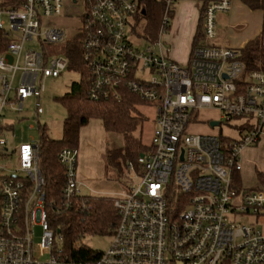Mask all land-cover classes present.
<instances>
[{
	"label": "built area",
	"instance_id": "1",
	"mask_svg": "<svg viewBox=\"0 0 264 264\" xmlns=\"http://www.w3.org/2000/svg\"><path fill=\"white\" fill-rule=\"evenodd\" d=\"M182 1L187 0H22L8 7L0 0V36L8 41L0 53V159L18 161L16 169L0 167V264H264V232L230 220H264V186L236 184L244 150L264 139V63L256 58L259 68L248 71L241 52L210 43L217 15L230 12L234 0H190L202 4V37L186 64L174 61L162 38ZM151 4L162 8L161 25L154 45L142 52L128 38L129 24L133 17H145ZM69 18L81 21L71 38L48 23ZM75 39L90 100L120 101L128 93L156 112L148 152L127 163L123 191L112 198L118 223L111 246L90 260L71 259L55 249L41 142L32 139L12 151L6 137L15 134L9 116L23 113L29 99L38 98L37 117L43 114L39 101L45 81L61 77L71 64L68 55L49 58L43 51L25 50L26 44L67 46ZM211 110L218 118L209 119V125H220H210V133L195 132L204 122L200 113ZM237 122V138L223 137L221 126L233 128ZM78 158L75 148L58 156L66 208L85 196ZM36 226L42 229L38 252ZM42 255L49 259L41 261Z\"/></svg>",
	"mask_w": 264,
	"mask_h": 264
},
{
	"label": "trees",
	"instance_id": "2",
	"mask_svg": "<svg viewBox=\"0 0 264 264\" xmlns=\"http://www.w3.org/2000/svg\"><path fill=\"white\" fill-rule=\"evenodd\" d=\"M7 0L6 6H19L22 0ZM252 10L264 9V0H242ZM154 8L158 5L151 4L146 11V18L156 28L152 38L157 36L161 25L160 15ZM202 9V8H201ZM202 11L199 27L194 37L192 49L202 37ZM8 41L0 36V53L7 49ZM191 49V51H192ZM70 57L71 71H78L85 77L81 82L73 83L70 93L61 97L59 101L67 109L68 116L64 122V135L62 140H53L47 136L46 128H41V168L45 180L44 192L47 195V211L51 229L55 235L63 236L65 247L64 254L71 259L90 260L95 253L85 247L78 246V240L84 235H111V230L118 223V214L114 208L112 198L84 196L69 201L70 207L66 208L67 201L63 195L65 184L64 169L58 161L59 153L65 148L78 149L81 129L93 119L101 120L105 130L109 133L123 137L124 145L115 149L109 148L106 152L105 161L112 177L120 184L123 183L125 166L129 161H136L139 156L148 152L149 147L144 145L141 139L134 136L139 125V118L133 114L137 111L136 106L141 102L133 95L126 94L122 100L92 101L87 96L88 79L87 71L82 63V49L79 39L68 43L65 50ZM264 63V42L257 39L247 45L241 51V59L248 71L256 70L259 65L255 59ZM144 104V103H143ZM239 175H236V184L240 185ZM259 187L264 186V173L257 172ZM257 187V188H259ZM254 188V189H257ZM55 202V205L52 203ZM82 204L87 206L84 208ZM63 209V210H62Z\"/></svg>",
	"mask_w": 264,
	"mask_h": 264
},
{
	"label": "rangeland",
	"instance_id": "3",
	"mask_svg": "<svg viewBox=\"0 0 264 264\" xmlns=\"http://www.w3.org/2000/svg\"><path fill=\"white\" fill-rule=\"evenodd\" d=\"M183 5L178 7L177 12L183 10ZM160 9V8H159ZM158 8H154V13L157 11L158 14L162 16V8L159 10ZM264 12V9H262ZM78 12V11H77ZM222 14V15H221ZM224 13H219L217 17L219 19L225 18ZM178 13L172 16L171 19V28L167 32L166 35L162 38L163 40V50H170L171 58L175 56L183 57L187 53V42L188 38L185 36L184 31L177 23ZM223 16V17H222ZM227 16V15H226ZM3 20L7 22L8 18L5 16ZM219 22V21H218ZM50 25L57 24L61 28H63L69 38H71L80 28L81 21L79 18H69L64 20H48ZM224 28V27H223ZM155 27L150 23L146 18L142 16L133 17L130 20L129 24V36L128 38L136 45V47L140 51H145L149 46H153L154 43L152 41H156V37L152 38L151 36L155 33ZM160 29V27H159ZM158 29V31H159ZM224 34L222 33L221 36ZM161 39V37H160ZM213 44V41L210 42ZM65 45H57V44H49L46 43L44 46L36 40L32 42H28L25 46V50H37L43 51L49 58H54L57 56H67L65 50ZM20 74L18 75V78ZM86 77V76H85ZM83 74L78 71H71L68 69L61 77L59 78H49L45 81L46 91L41 97L39 101L41 104V108L43 109V114L37 117L36 114V103L38 102V98L34 97L25 102V110L20 115H10L9 121L15 126V134L6 135L9 140L10 149L12 151H16L19 147L24 144L30 142L32 139L35 141H40L42 132L39 129V125L41 128H46L47 136L53 140H62L64 135V122L68 116L67 109L64 105L59 101V99L66 94L70 93L72 90L73 83L81 82L85 79ZM143 77L148 78L147 74H144ZM141 102V101H140ZM136 112L133 114L136 118H139V125L137 131H135L134 136L141 139L142 143L149 146L151 143L152 137L156 130V112L154 107L143 104L142 102L136 106ZM200 118L204 120L200 124L198 128L195 129L197 133H210L213 129L210 127L208 120L218 118V112L216 111H204L200 113ZM241 122H237L233 124V128H230L227 124H223L221 126L223 137L225 138H237L238 131L235 130V126H239ZM34 126L33 129L31 127ZM218 131V129H215ZM105 144L108 142V148L115 149L118 147H122L124 145V139L122 136L114 133H109L106 131L105 133ZM258 148L256 152L250 154L248 158V164L252 168L256 166V170L258 172L264 171V139L260 140L258 146H254ZM249 149V148H246ZM244 150L242 156H244ZM7 166L12 169H16L18 167V161L16 157L12 158V160H3L0 159V167ZM1 173V172H0ZM83 195H89L86 191H82ZM232 222L236 224H247L255 226L257 229H260L264 232V220L256 221L253 218L242 216V217H230ZM35 232V248L38 252L39 245L42 238V229L40 226H36L34 228ZM64 237L56 235L55 237V249L60 250L65 247ZM112 238L111 235H91L85 234L82 240H78V246L85 247L86 249L92 250L94 252H105L111 246ZM38 256V255H37ZM40 260L46 262L49 259L48 255L39 256Z\"/></svg>",
	"mask_w": 264,
	"mask_h": 264
},
{
	"label": "crops",
	"instance_id": "4",
	"mask_svg": "<svg viewBox=\"0 0 264 264\" xmlns=\"http://www.w3.org/2000/svg\"><path fill=\"white\" fill-rule=\"evenodd\" d=\"M182 5L183 10L177 12L178 7ZM201 8L202 4L199 1L187 0L180 2L174 13V15L178 13L177 23L189 40L186 55L172 58L180 64H186L189 60L193 40L199 27ZM223 15L225 18L217 17L216 19V38L213 40L215 46L232 48L241 52L249 43L257 39L264 42V12L262 10H252L242 0H234L231 11ZM222 33L223 36H221ZM105 133L104 124L98 119L91 120L81 129L78 146V176L82 183V191L89 194L86 196L113 198L123 191L121 184L112 177L105 161L106 152L109 149L108 142L105 144ZM257 149L255 147L246 149L243 156V170L238 174L239 186L242 188L254 189L260 185L256 166L251 168L248 164L250 154Z\"/></svg>",
	"mask_w": 264,
	"mask_h": 264
},
{
	"label": "water",
	"instance_id": "5",
	"mask_svg": "<svg viewBox=\"0 0 264 264\" xmlns=\"http://www.w3.org/2000/svg\"><path fill=\"white\" fill-rule=\"evenodd\" d=\"M211 127L214 128V127H218L220 124L218 122H211Z\"/></svg>",
	"mask_w": 264,
	"mask_h": 264
}]
</instances>
